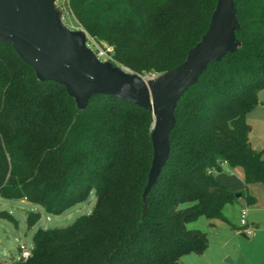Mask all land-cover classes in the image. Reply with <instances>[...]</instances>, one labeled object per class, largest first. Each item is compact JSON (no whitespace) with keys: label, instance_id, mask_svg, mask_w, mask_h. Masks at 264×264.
Returning <instances> with one entry per match:
<instances>
[{"label":"trees","instance_id":"16d2710c","mask_svg":"<svg viewBox=\"0 0 264 264\" xmlns=\"http://www.w3.org/2000/svg\"><path fill=\"white\" fill-rule=\"evenodd\" d=\"M64 1L78 25L112 49V63L143 77L182 64L217 4ZM235 4L241 48L209 64L182 96L169 157L145 207L152 112L100 94L80 110L63 85L40 82L10 45H0V196L59 216L96 194L90 214L64 228L39 229L30 257L14 264H184L183 256L208 248L206 233L189 230L188 222L203 216L209 226L219 220L234 228L223 209L237 194L216 175L239 168L247 186L264 185V159L251 145L247 121L264 90V0ZM0 217L15 222L6 212ZM39 219L29 213L28 227Z\"/></svg>","mask_w":264,"mask_h":264},{"label":"water","instance_id":"95a60500","mask_svg":"<svg viewBox=\"0 0 264 264\" xmlns=\"http://www.w3.org/2000/svg\"><path fill=\"white\" fill-rule=\"evenodd\" d=\"M239 29L235 0H217L207 32L188 52L186 60L149 78L100 60L87 46L85 30H72L64 24L57 0H0V45H10L40 82L63 85L80 110L100 94L152 112L153 159L143 192L144 207L169 157L179 101L209 64L241 48L236 37Z\"/></svg>","mask_w":264,"mask_h":264},{"label":"rangeland","instance_id":"374dc122","mask_svg":"<svg viewBox=\"0 0 264 264\" xmlns=\"http://www.w3.org/2000/svg\"><path fill=\"white\" fill-rule=\"evenodd\" d=\"M57 7L67 27L72 30L83 29L74 19L64 0H57ZM87 44L92 49L103 50L108 57L112 58L106 44L93 42L90 39L87 40ZM112 61L109 60V62ZM258 97L259 105L248 115L247 121L250 125L249 137L252 147L262 152L264 159V106H262L264 90L259 92ZM216 178L235 194H243L225 209V215L234 228L228 226L225 227L226 229H220L217 226L220 224L219 220H216L213 226H209V221L203 216L188 222L189 230L206 233L208 248L203 256L195 254L183 256L184 264H264V185L247 186L242 170L239 168H231L218 173ZM248 195L255 197V204L248 203ZM95 204L96 194L92 192L86 202L75 205L62 215L55 216L46 213L39 205L25 200L4 199L0 196V213L6 212L15 220L12 222L0 217V261L7 264L18 262L21 258L20 249L25 247L31 250L33 248V237L39 229L67 227L79 217L90 214ZM244 211L247 217V227L241 225V214ZM32 212L39 213L40 219L35 226L29 228L27 216ZM246 229H251V235L244 237Z\"/></svg>","mask_w":264,"mask_h":264},{"label":"built area","instance_id":"2783aa9c","mask_svg":"<svg viewBox=\"0 0 264 264\" xmlns=\"http://www.w3.org/2000/svg\"><path fill=\"white\" fill-rule=\"evenodd\" d=\"M88 36V39H90V40H92L93 42H96L93 38H91L89 35H87ZM87 39V40H88ZM87 46L89 47V45L87 44ZM89 48H91V47H89ZM109 49H110V52L112 51V49L110 48V47H108ZM92 49V48H91ZM93 50V52L97 55V57L100 59V60H102V61H109V60H112V58H110V57H108V55L103 51V50H101V49H99V50H95V49H92ZM111 56V55H110ZM157 76L156 75H152V76H150L149 78H156ZM246 212L244 211V212H242V214H241V225L243 226V227H247V221H246ZM245 234L246 235H251V229H246V231H245ZM21 250H22V252H21V258H23V259H27V258H29L30 257V255H31V250H29V249H27V248H25V247H23V248H21Z\"/></svg>","mask_w":264,"mask_h":264},{"label":"crops","instance_id":"0c3cea01","mask_svg":"<svg viewBox=\"0 0 264 264\" xmlns=\"http://www.w3.org/2000/svg\"><path fill=\"white\" fill-rule=\"evenodd\" d=\"M259 102H260V100H259ZM262 106H264V104H262ZM256 108H257V107H256ZM253 111H254V110H253ZM253 111H252V112H253ZM252 112H251V113H252ZM251 113H250V114H251ZM247 119H248V118H247ZM249 139H250V137H249ZM250 142H251V141H250ZM251 145H252V144H251ZM230 169H231L230 167L225 166L224 171H226V170H230ZM224 171H223V172H224ZM230 191H231V190H230ZM231 192H232V191H231ZM233 193H234V192H233ZM227 206H228V205H226V206L224 207V209H223V213H224V215H225V209H227ZM225 217H226V215H225ZM226 218L228 219V217H226ZM217 226H218L220 229H226L225 227H227V226H223L222 224H219V225H217ZM203 255H204V254H203ZM203 255H199V256H203ZM183 258H184V257H182V262H183ZM183 263H184V262H183Z\"/></svg>","mask_w":264,"mask_h":264}]
</instances>
